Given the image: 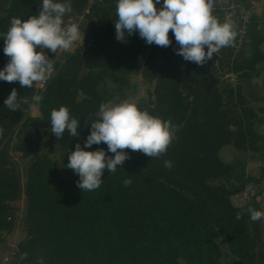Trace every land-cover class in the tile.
<instances>
[{"label": "trees", "instance_id": "1", "mask_svg": "<svg viewBox=\"0 0 264 264\" xmlns=\"http://www.w3.org/2000/svg\"><path fill=\"white\" fill-rule=\"evenodd\" d=\"M88 1L60 0L71 6L65 24L84 16L79 29L89 45L60 57L48 51L54 71L42 90L35 83L22 88L13 82L18 97H43L36 117L27 104L16 112L4 106L9 93L0 80V247L16 231L21 235L6 264H224L225 259L263 264L258 255L263 219L252 221L248 209L263 212L264 169L255 180L246 172V159L264 162V135L257 131L264 112L261 116L249 104L240 85L264 70L258 21L251 18L241 54L235 53L234 40L210 63L209 77L226 69L236 77L235 85L189 83L181 61L166 63L151 79L162 47L147 44L138 32L118 41L117 0L94 4L85 14ZM40 3L3 0L0 33L7 32L13 17L38 14ZM3 48L0 36V70L9 60ZM140 74L154 84L136 105L171 120L178 128L175 139L158 158L126 150L130 159L122 169L105 170L100 187L83 192L79 176L65 167L68 154L77 143L84 147L91 131L86 122L97 119L99 106L124 101L131 77ZM60 106L80 121L78 138L67 130L58 140L53 135L50 113ZM38 123L48 125L39 135H28ZM225 147L236 154L232 161L221 159ZM101 148L114 155L104 143L85 150ZM165 160L173 166L166 168ZM126 178L132 181L127 187ZM252 185L251 199L235 206L232 197Z\"/></svg>", "mask_w": 264, "mask_h": 264}, {"label": "clouds", "instance_id": "2", "mask_svg": "<svg viewBox=\"0 0 264 264\" xmlns=\"http://www.w3.org/2000/svg\"><path fill=\"white\" fill-rule=\"evenodd\" d=\"M218 0H117L115 7L116 39L124 42L128 36L139 33L149 45L168 47L172 44L169 32L174 35L179 48L176 54L185 61L203 65L211 60L222 48L233 44L237 35L232 22H223L213 14ZM71 11L70 3L60 0H42L38 14L23 20L13 17L6 33H0L4 41L3 52L9 60L0 70V80L19 82L22 88H32L34 83L43 84L54 71L52 59L45 49L57 54L59 50L68 51L80 39L79 25L70 23L65 26L64 17ZM84 38V35H83ZM37 48L40 51H37ZM207 49V51H205ZM43 97L31 95L18 97L17 90L4 100V106L16 112L21 104L35 109ZM97 119L86 122L91 131L84 147L80 143L68 154L65 165L79 176L77 187L84 191L96 190L103 182L104 171L115 173L122 169L129 152H141L152 158L165 154L175 139L177 126L171 120H163L141 110L135 103L127 100L113 104L102 103L96 114ZM51 131L58 139L65 130L75 138L80 121L70 116L66 106L53 109L50 113ZM3 129H0L2 134ZM104 143V149L88 151L93 145ZM171 168L170 160L164 161ZM142 171V170H141ZM131 179L123 181L130 186ZM251 220L264 217V212L249 208ZM239 219V216L237 217Z\"/></svg>", "mask_w": 264, "mask_h": 264}, {"label": "rangeland", "instance_id": "3", "mask_svg": "<svg viewBox=\"0 0 264 264\" xmlns=\"http://www.w3.org/2000/svg\"><path fill=\"white\" fill-rule=\"evenodd\" d=\"M2 1L3 0H0V4ZM253 1H254V5L250 6V8L246 10L247 12H245V9L243 8L241 9L240 7L239 8L235 7L231 9V12L226 13L225 11L222 13L224 15V18L221 23L232 22L235 26V31L237 33L235 37V41H236V48H235L236 52L235 53L236 54H241L240 51H241V47L243 44V36H244V34L241 33V31L243 30L244 32H246V30L249 28V24H250L249 22L251 18H256V20L258 21L256 29L260 34L259 36L262 37L260 49L261 51H264V0H253ZM67 17L68 16L66 14L64 18L66 19ZM70 17L73 19L75 18L73 16H70ZM241 17H244V19H242ZM77 44L78 42L76 41L71 49H69L68 51L59 50L56 55L60 57L66 52H72L74 48L77 47L75 46ZM246 50L247 49H245V51ZM44 51L47 54L48 50L45 49ZM246 54H248V51H246ZM169 61L171 60H169L167 53L166 54L162 53V55L157 57V59L153 62L151 66L150 78L153 79L158 73L159 69ZM187 78H188L187 81L189 83H194V82L203 80L197 77L196 75H193L192 73H188ZM130 81L132 83V90L129 92L125 100L131 103H135V104L140 99L142 98L145 99L147 97V91L151 90L154 84L153 80H148L144 78L141 74L132 76ZM204 82L205 84H210V85H217V84H220L221 82L235 85L237 82V79L234 75L228 73L226 69H223V70H220V73L216 74L213 77L208 76L206 79H204ZM240 85H241V91H242L243 96L246 98L249 104H251V106L257 112H259L260 115L262 116L264 112V70L261 71L259 76H257L256 78L245 80L241 82ZM5 87L9 94L11 93L13 88L17 90V86L13 82L12 83L5 82ZM29 114L32 117H36L38 115L37 112L31 107H30ZM40 131H41L40 128L32 127V129L28 130V135H31V136L39 135ZM257 131L260 134L264 135V122H261L259 124ZM219 155L221 159L224 161H232L236 157V154L232 152V148L230 147H225V149H223ZM18 156L19 154H15V153L13 154L14 159H17ZM246 161H247L246 162V172L250 176H253L255 180L258 179V177L262 173L260 171V167H263L264 169V162H258L256 160H251V158L249 157L246 159ZM261 185H264V182ZM254 193H255V188L253 187V185L248 186L242 194L232 197V203L237 207L242 206L243 204H245L251 199ZM262 201L264 202V197ZM15 205L20 207L22 205V201L20 200L16 202ZM263 206H264V203H263ZM263 212H264V209H263ZM262 219L264 223V217H262ZM20 238H21V235L18 231H16L11 236L7 237L6 244L0 247V264H6V258L8 256L10 257L11 251L14 249L15 245L20 240ZM258 255L264 264V240L260 243V246L258 249ZM224 264H232V261L225 259Z\"/></svg>", "mask_w": 264, "mask_h": 264}, {"label": "water", "instance_id": "4", "mask_svg": "<svg viewBox=\"0 0 264 264\" xmlns=\"http://www.w3.org/2000/svg\"><path fill=\"white\" fill-rule=\"evenodd\" d=\"M169 38L171 39L172 44L168 47H162L165 50H167V55L169 60L183 62L188 68L189 73H192L193 75H196L197 77L203 80L206 79L208 77L210 63L212 60L217 59V55L214 54L213 58L211 60L206 61L203 65H197L193 62L185 61L182 56L176 54V49L179 48V45L176 43L174 35L171 31L169 32ZM205 51H207V49H205ZM47 125L48 123H38V124H32V127L42 129ZM232 264H242V263L239 261H232Z\"/></svg>", "mask_w": 264, "mask_h": 264}, {"label": "built area", "instance_id": "5", "mask_svg": "<svg viewBox=\"0 0 264 264\" xmlns=\"http://www.w3.org/2000/svg\"><path fill=\"white\" fill-rule=\"evenodd\" d=\"M103 1L104 0H89L88 1V6H87V8L85 10V14L88 13V11L90 10V7L92 5L100 4ZM229 1L230 0H218L213 14L217 17V16H219V13H221V12L230 11L231 10V6L229 5ZM162 4H163V0H160V4L157 5V8H160L162 6ZM83 18H84L83 15H81L79 17H76V20L73 23H76V24H78L80 26V24L83 21ZM241 18L244 19V17H241ZM68 24H70V23H66L65 26H67ZM241 33L244 34L245 32L242 30ZM78 40H77L78 44L75 45L77 47L89 45V43L86 42L85 37L83 38V34H81V33H80V39H78ZM45 83L46 82H44L43 84L35 83V88L38 89V90H42L44 88V86H45Z\"/></svg>", "mask_w": 264, "mask_h": 264}, {"label": "crops", "instance_id": "6", "mask_svg": "<svg viewBox=\"0 0 264 264\" xmlns=\"http://www.w3.org/2000/svg\"><path fill=\"white\" fill-rule=\"evenodd\" d=\"M245 1V2H244ZM229 5L232 8H243L245 9V12H247L246 10H248L250 8V6L254 5V1L253 0H230L229 1ZM231 12L230 11H226V13ZM223 12L219 13V16H217V18L220 20L221 17L224 18V15L222 14Z\"/></svg>", "mask_w": 264, "mask_h": 264}, {"label": "flooded vegetation", "instance_id": "7", "mask_svg": "<svg viewBox=\"0 0 264 264\" xmlns=\"http://www.w3.org/2000/svg\"><path fill=\"white\" fill-rule=\"evenodd\" d=\"M167 53V50H165L164 48H161L160 50H159V55H158V57L160 56V55H162V53H164V54H166ZM171 61H169V62H167V63H170ZM165 65V64H164ZM152 66V65H151ZM188 73H189V71H188ZM187 73V74H188ZM205 83V82H204Z\"/></svg>", "mask_w": 264, "mask_h": 264}]
</instances>
